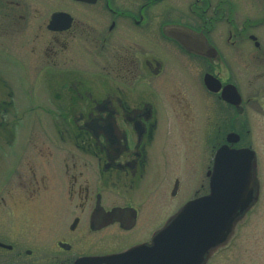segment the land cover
I'll return each mask as SVG.
<instances>
[{"label": "flooded vegetation", "instance_id": "1", "mask_svg": "<svg viewBox=\"0 0 264 264\" xmlns=\"http://www.w3.org/2000/svg\"><path fill=\"white\" fill-rule=\"evenodd\" d=\"M0 84L1 117L55 130L41 125L0 181V264L151 246L188 201L171 211L184 179L209 193L222 149L251 161L252 207L262 194L264 0H0ZM6 121L14 150L20 124ZM108 235L130 243L84 250Z\"/></svg>", "mask_w": 264, "mask_h": 264}, {"label": "water", "instance_id": "2", "mask_svg": "<svg viewBox=\"0 0 264 264\" xmlns=\"http://www.w3.org/2000/svg\"><path fill=\"white\" fill-rule=\"evenodd\" d=\"M236 169L245 179H239L233 189H251L250 165L245 171L239 163ZM221 186V182L214 181L210 195L188 202L158 232L152 248H132L115 256L116 264H145L146 260L148 264H206L214 251L231 239L236 221L248 205L245 196L231 192L230 186Z\"/></svg>", "mask_w": 264, "mask_h": 264}, {"label": "rangeland", "instance_id": "3", "mask_svg": "<svg viewBox=\"0 0 264 264\" xmlns=\"http://www.w3.org/2000/svg\"><path fill=\"white\" fill-rule=\"evenodd\" d=\"M26 86L27 85H12L16 90L15 92H17L18 95L24 96V99L29 90ZM8 90L9 86L0 84V99H6L8 97ZM6 120L12 121L15 126L20 124V127H18V125L14 128L15 140L19 141V144L17 145L18 148H14V150L8 148L7 139L11 126L6 125ZM41 125H44L47 128V132L51 137L55 136V130L53 129L51 118L49 117L30 115L23 116L22 118L20 116L12 115L3 118L0 116V181L4 179V176L8 172H10L11 164L17 162L22 156L27 142L29 144L37 142L40 137H42ZM182 151L183 150H178L177 153L174 151L172 152H174L175 155L182 153ZM190 156H192L191 152ZM176 166H178L177 162L170 163L167 166V169H174ZM193 168H197V165H190L191 172ZM184 181L190 184V192H188L187 198L183 200L180 197L178 198V201L175 202L174 206L171 208L172 212H176L184 202L194 198L196 195V189L199 188V182H197V179H194V176H190L189 179H184ZM261 184L262 194L255 207L253 206L249 209L241 221L237 223L231 240L226 246L219 248L211 256L207 264H264V178L262 179ZM205 185L207 187V178L205 180ZM164 220H166V218H159L158 225ZM39 230V227H29V233H32L33 235H37ZM129 241V239H125L121 236L108 235L102 241L87 243L84 246V250L93 253L118 251L129 244Z\"/></svg>", "mask_w": 264, "mask_h": 264}]
</instances>
